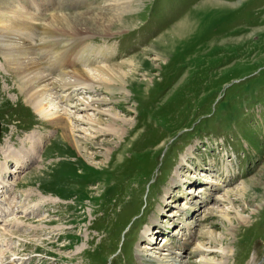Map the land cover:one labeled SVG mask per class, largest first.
<instances>
[{"label":"rangeland","instance_id":"1","mask_svg":"<svg viewBox=\"0 0 264 264\" xmlns=\"http://www.w3.org/2000/svg\"><path fill=\"white\" fill-rule=\"evenodd\" d=\"M34 1L37 8L32 0L14 3L29 13L56 12L55 0ZM205 1L142 0L132 29L82 40L77 46L72 45L76 38L66 39L67 47L53 55L41 53L34 38L35 56L50 76L75 67L74 59H79L85 43L92 50L99 47L106 56L111 54L113 62L138 53L142 69L127 86L130 97L123 101L117 93V102L112 99L106 105H112L130 125L117 139L107 135L106 141L90 140L111 146L110 155H100L103 150L97 146L84 153L64 142L61 130L26 102L0 53V172H6L7 183L15 184L10 195L18 210L0 221V243H4L0 264H147L142 248L149 242L147 229L156 247L150 255L159 256L171 247L172 256L198 264L199 256L194 259L190 249L180 245L188 235L182 222L192 216L204 221H195L191 230L212 219L215 226L210 230L222 239L218 246H231L227 259L210 254L215 261L264 264V200L257 207L250 205L255 209L251 213L252 201L247 207L234 199L237 211L246 215L244 224L237 223L229 203L222 205L235 225L236 231L228 235L221 218L202 215L201 208L209 201L204 195L221 198L251 176L264 188V177L257 172L264 163V0ZM102 3L62 0L61 8L72 13ZM184 17L187 24L182 30L175 28L180 34L176 35L172 28ZM34 25L41 29L43 22ZM62 54L67 63L59 62ZM147 61L149 79L143 75ZM100 89L95 88L94 96L102 94ZM56 90L64 94L58 86ZM88 94L76 87L57 109L71 110L72 104L79 103L78 95ZM72 134L80 136L82 131L76 127ZM34 139L42 141L31 152ZM190 147L193 154L187 155ZM30 154L34 156L31 163L12 171L14 162L7 158L26 159ZM219 158L230 160L226 170L220 169ZM201 172L204 180L211 179L207 183L213 182L205 193L199 191ZM188 175L197 178L190 185ZM172 178L176 181L171 183ZM167 187L170 190L164 192ZM185 190L196 195L198 205L181 217L188 210H181V201L190 195ZM228 196L237 198L231 192ZM24 207L27 212L21 211ZM170 212L173 215H167ZM195 238L201 239L198 234Z\"/></svg>","mask_w":264,"mask_h":264},{"label":"bare ground","instance_id":"2","mask_svg":"<svg viewBox=\"0 0 264 264\" xmlns=\"http://www.w3.org/2000/svg\"><path fill=\"white\" fill-rule=\"evenodd\" d=\"M14 1L15 3L20 2V0L0 1V53L9 66V70L14 72L13 82L18 85L22 93L25 95L26 102L41 114L45 120H48L54 127L61 130L60 137L64 142L71 144L75 149L78 151L80 149L84 153L88 152V147L90 149V146H97V148L103 150L100 152V155H110L111 146H101V144L96 145L90 140L92 137H98L101 138V140H104L107 135H111L113 138L115 137L117 139V137L122 134L124 126L126 127L130 125L129 120L121 118L114 111L111 104H109L111 106L108 107H106V105L108 101H112V99L114 102H117V96L115 97V94L117 93H120V98L123 101L128 100L130 97L128 94L130 89L128 90L127 86H131L130 80H132V77L134 79L136 71L140 68L142 69V61L136 59L138 53L127 57L121 62H113L111 54L106 56L100 51L99 47H93L92 50V48L88 46V43H85L83 44L84 48L81 50V53L78 54L79 59L73 58L75 62H78L75 67L73 66L70 67L69 70L61 71L56 76H50L48 72H44L45 70L35 56V54L38 53H35L36 44L34 43V38L37 37V45L39 50H41V53L46 54L45 52L47 51L48 54L53 55V52H55V54L60 53L64 47H67V42L64 44L66 39L69 40L76 38V42L74 44L72 43V45L77 46L82 45V40H89L95 36L109 37L114 34H120L132 29L133 24L136 23L135 18L138 16V6L142 3V0H103L102 4L97 5L93 9L87 7L84 11H76L72 13L63 12L61 8L63 7L62 0H55L53 2V8H56V12L50 13L47 16L22 11L21 8L16 7ZM32 2L36 4V8L39 6L38 2H35L34 0H32ZM205 2L216 3L214 0H206ZM181 19L183 20L178 22L172 28L175 33L177 32L174 30L175 28L182 30L187 24L185 17ZM7 20L9 21L6 22ZM36 22H38V24L43 22L41 29L34 25ZM55 34L57 37H55ZM160 35L161 34H159L158 37H160ZM176 35L180 34L176 33ZM159 39L160 38H156L157 41ZM154 43L155 42L153 41L152 45ZM58 58L59 62L67 63L65 54H62ZM149 64L150 63L147 61V69L143 70L145 72L143 75L146 76V79H149L150 77L148 71ZM58 65H60V63ZM56 86H58L59 89H63L64 94H58ZM76 87L88 90V96L85 97L78 95L76 100L79 103L72 104L71 107H73V109L71 110H69L70 107H61L60 109H57V106L65 104L66 101L70 99L69 93L76 89ZM95 88H101L102 94L98 96L95 94L96 96H94L93 92L96 91ZM100 115H105L106 118L101 119ZM67 123L70 124L69 129L66 128ZM76 127L81 129L82 135L73 136L72 131ZM121 139H124V137L122 138L121 136ZM41 141V139L30 141L31 152L34 151L37 145H41ZM107 142H111V139H108ZM192 154V147H190L187 149V155ZM119 155H121V153H119ZM185 157L186 156H183L181 158L182 162ZM7 160L14 162L15 169L12 171L16 172V169L20 170L27 163H31L34 160V156L31 158L30 154L26 159H22L20 156L14 155L7 158ZM229 161L230 160H226V158H219L218 163L221 167L220 169L226 170V165ZM5 162L7 161L5 160ZM263 167L264 163L260 165L257 172H260L261 176L264 177ZM5 173L6 172H0V221H6V215H8L7 218L9 219V214L12 215V213L18 211L16 210V206H14V204L12 205L14 198L10 195L13 191L11 190V187H14L15 184L14 182H6V179L3 178ZM204 176L205 174L202 172L200 175L198 174V177H202L203 179V185L200 187L199 191L205 193V188L210 189L209 187L213 182L207 183V181H211V179L204 180ZM188 177L189 185L197 179L192 177L194 179L192 180L190 175H188ZM207 177H209L208 174ZM174 181H176V179L172 178L171 183ZM169 190L170 187H167L164 192ZM229 191L233 193L234 196H237V198H230L228 196L230 193ZM184 192L186 194L191 193L189 190H185ZM204 193L202 195H204ZM189 197L192 198L193 201L188 202L190 201ZM195 197L194 194H190L187 196L185 202L183 200L181 201V203L184 204V207L181 206V210L184 211L185 209H188L186 212L182 213L181 217L184 214L193 211L196 207L195 205H198L197 198ZM203 198L206 201H209L206 202V208L201 207L203 208L202 215H208L210 217L216 214L217 217L219 216L218 218H221L225 227V233L228 235L236 230L234 229L235 225L232 224L233 222L229 221L227 216L228 210L224 209L222 205L229 203L230 208L235 210L234 214L237 223L244 224L247 220L245 217L246 215L237 211L238 204L237 206L234 204V199L237 203H239V200L246 203L247 207L249 204L247 202L252 201L249 206L255 205L257 207V205L263 203L264 188L260 187L258 180L251 176L242 180L235 189L229 188L221 198L211 195H204ZM51 200L54 202L53 199H50V201ZM34 205L35 203H33V206ZM175 205L179 204H172V207H175ZM33 206L31 207L33 208ZM159 209L160 211H165V208L160 207ZM250 209L249 212L251 213L255 210L251 208V206ZM23 210L27 212L26 207L21 211ZM167 215L171 216L173 213L170 212ZM198 220L204 221L203 219L193 216L190 220H183L182 223L185 228L188 229V235L183 242L180 243L181 247L190 249L194 255V259H197L199 256L197 259L198 264H225V261L221 259L215 261L213 259L214 256H211L210 254L219 253L224 259H227V254H230L231 246H218L219 243L221 244L222 239L214 232V230H210L211 226H215L214 223H211L212 219L209 222L201 224L198 229L191 230L194 222ZM9 221L10 220H8V223ZM153 222L156 223L157 220L155 219ZM225 222H228V225H225ZM157 224L158 223H156V225ZM149 231L150 229H147L148 234L146 233V239L149 242L142 245V248L145 249L144 251L147 252V256L144 258L147 264L187 263L184 260L178 259L176 256L174 257V255L172 256L171 247L165 248V251L159 253V256L150 255L148 252H151L152 249L156 247L149 239L150 236H152L151 231ZM197 234L201 239L197 240L195 238ZM162 242L165 243L164 240ZM0 245H4V243H0Z\"/></svg>","mask_w":264,"mask_h":264},{"label":"water","instance_id":"3","mask_svg":"<svg viewBox=\"0 0 264 264\" xmlns=\"http://www.w3.org/2000/svg\"><path fill=\"white\" fill-rule=\"evenodd\" d=\"M0 128H1V123H0Z\"/></svg>","mask_w":264,"mask_h":264}]
</instances>
